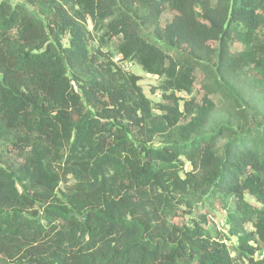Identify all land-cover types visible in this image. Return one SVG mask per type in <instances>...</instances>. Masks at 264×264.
<instances>
[{
    "label": "trees",
    "instance_id": "16d2710c",
    "mask_svg": "<svg viewBox=\"0 0 264 264\" xmlns=\"http://www.w3.org/2000/svg\"><path fill=\"white\" fill-rule=\"evenodd\" d=\"M262 29L264 0H0V148L23 157L0 159V264H264ZM196 71L201 104L177 95ZM211 194L224 231L195 213Z\"/></svg>",
    "mask_w": 264,
    "mask_h": 264
},
{
    "label": "rangeland",
    "instance_id": "374dc122",
    "mask_svg": "<svg viewBox=\"0 0 264 264\" xmlns=\"http://www.w3.org/2000/svg\"><path fill=\"white\" fill-rule=\"evenodd\" d=\"M11 3L16 2H22V0H8ZM174 15V12L169 9H164L160 16H159V25L160 27H163L167 22H169ZM262 33L264 35V29H262ZM243 49V45L240 42H235L231 46L232 51H238ZM128 72L134 73L139 76L138 83L142 88L143 93L155 104H163V105H172V101L165 96V94L162 93L160 87H159V79L157 76L146 73L142 70L141 66L137 64L135 61H130V64L127 69ZM201 73L199 71H196V80L194 83L193 91L190 95L183 93V92H177V95L179 97H182V99H190V97L193 96L194 103L201 104L202 103V96L204 94V91L201 89ZM249 94L251 95L254 104L258 106V109H260L264 113V87H262V90L258 92L256 89L249 90ZM212 101L215 103H218L217 108L212 111V114L210 116L209 125H213L215 122L220 121L223 118L222 111H220V104L218 102L217 96H210ZM183 100L179 101L181 109L183 107ZM153 114L159 115L161 113L160 110L157 108L153 109ZM187 120V119H186ZM185 119H180V123H185ZM161 140V137L159 135L155 136L154 138V144L159 145ZM0 159H2L5 164H7L9 167H17L20 165V163L23 161L22 153L12 146L11 144L2 145L0 148ZM5 166V165H4ZM191 167L189 164L186 163L185 169L189 170ZM70 183V182H68ZM67 183V184H68ZM61 187L65 188L66 186L61 183ZM247 198L251 202H255L253 197L251 195H247ZM198 209L195 211V213H202L206 216L207 219V226L215 231V230H226L227 226L225 224V215H226V209L224 207V202L222 201V197L218 196L216 194L207 195L204 197V199L198 203ZM185 210L178 211L173 217L172 221L173 223H190V217L194 215L193 213L190 215H187ZM246 227L249 229L250 227L246 225ZM227 244L231 250H233L235 245V238L231 237L230 240H227ZM264 259V247L262 249H259L254 254V260H261Z\"/></svg>",
    "mask_w": 264,
    "mask_h": 264
},
{
    "label": "built area",
    "instance_id": "2783aa9c",
    "mask_svg": "<svg viewBox=\"0 0 264 264\" xmlns=\"http://www.w3.org/2000/svg\"><path fill=\"white\" fill-rule=\"evenodd\" d=\"M113 61L125 71H127L130 64V62L126 59H123L121 55H115L113 57Z\"/></svg>",
    "mask_w": 264,
    "mask_h": 264
}]
</instances>
